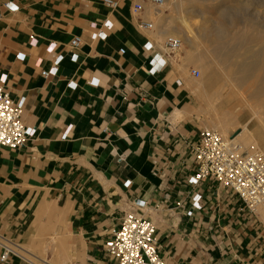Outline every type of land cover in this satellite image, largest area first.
<instances>
[{"label": "crops", "instance_id": "crops-1", "mask_svg": "<svg viewBox=\"0 0 264 264\" xmlns=\"http://www.w3.org/2000/svg\"><path fill=\"white\" fill-rule=\"evenodd\" d=\"M8 1L0 0V85L14 99L26 97L22 120L38 131L19 149L0 146V232L29 250H59L61 264H118L105 242L142 198L162 204L148 216L167 264H264V220L235 193L205 180L197 186L202 209L186 216L200 133L220 120L191 73L197 59L182 52L150 73L144 44L162 39L139 25L140 0H118L116 9L104 0H12L15 11ZM148 16L146 9L141 18ZM107 19L114 29L92 39L91 23L99 30ZM75 35L83 39L76 62ZM51 42L65 59L45 77ZM50 202L61 223L56 214L43 219ZM0 264L33 263L14 256Z\"/></svg>", "mask_w": 264, "mask_h": 264}, {"label": "built area", "instance_id": "built-area-1", "mask_svg": "<svg viewBox=\"0 0 264 264\" xmlns=\"http://www.w3.org/2000/svg\"><path fill=\"white\" fill-rule=\"evenodd\" d=\"M105 4L112 9L119 5L118 0H104ZM145 2L151 4L155 10L161 8L166 0H141L134 5V15L139 21L142 29L153 30V23L144 20L141 15L146 10ZM6 8L12 11L19 7L12 0L6 3ZM92 39L105 40L108 32L114 29V23L105 20L102 29H98L97 23H91ZM38 40L31 36L30 44L36 45ZM83 45L80 35H75L69 42L71 49V60L78 61L79 49ZM182 40L169 36L162 39L159 44L147 41L144 50L151 52L149 59V71L151 74L160 72L168 62L177 56L182 50ZM57 43L51 42L46 51L55 54L52 66L42 70L45 77L56 75L59 66L65 59L63 53H56ZM18 58L25 59L26 55L20 52ZM42 59L36 61L41 65ZM193 76L199 78L201 71L197 68L191 70ZM6 75L1 77L3 83L6 82ZM91 82H95L93 79ZM181 85V80H178ZM69 85L75 86L71 81ZM26 97L21 96L14 99L8 90L0 85V146L12 149L24 147L27 142L36 136L37 127L26 125L22 120L25 109ZM69 130V129H68ZM65 132L64 137H66ZM196 160L193 173L189 176L188 183L192 186L190 191V205L186 210V216L192 217L194 213L202 209L203 195L197 190V186L205 180H213L219 186L235 193L242 201L245 209L255 213L259 206L264 207V150L257 145H250L247 148L233 141V137L226 138L216 128L207 127L200 133L198 145L195 148ZM131 181H126L129 186ZM170 198V193H165V199ZM177 208L181 203H177ZM162 204L156 202L152 206L142 198L132 201L131 209L124 215L120 224L110 230V235L105 242L106 252L118 260V264H167L160 253L157 240L156 222L148 216L149 210H160ZM22 248L16 240L9 238L0 232V262L6 263L11 257L16 256L18 250ZM22 260H29L20 256ZM33 264H36L32 262Z\"/></svg>", "mask_w": 264, "mask_h": 264}, {"label": "rangeland", "instance_id": "rangeland-1", "mask_svg": "<svg viewBox=\"0 0 264 264\" xmlns=\"http://www.w3.org/2000/svg\"><path fill=\"white\" fill-rule=\"evenodd\" d=\"M171 1L174 0H169V2ZM145 5L147 12H150V16H148V18L154 25L153 30L151 32L156 33L161 39L173 36L182 40V50L178 52L176 59L180 57V53L182 52H185V54L191 59H197V56H199V54L196 53H203L202 57L199 60H196L197 63L194 65L195 68L201 71V76L196 79L197 84H201L202 79H204L203 68L201 66V63L210 62L212 57L214 56L208 53L206 49L207 47L212 48V43L207 39L210 34L214 37L218 34L221 35L222 38H224L227 42L228 46H235L240 44L244 45L245 43H248V47H252L254 51L259 52L258 57L248 58V61L257 60V62L264 63V0H205L204 2H202L201 0H188L186 6H184V9L182 7L181 9L178 7L176 8L177 5L174 7H169L168 0L164 4V6L157 10H155L154 7L148 2H145ZM201 13H204V15H202ZM164 16L172 19L174 24L179 27L181 26L182 17H186L189 20L193 29H195L196 33L198 31L201 34L204 33L203 28L206 25V34L208 36L199 38L196 37L194 46L191 47L190 45H188L184 38L173 34L172 32L162 35L160 25H158V19L161 20ZM211 38L212 37H209L210 40ZM228 59L234 60L237 63H240L241 61L245 60L241 57H232V55H228ZM237 67V65L234 66L235 69ZM261 71H263L261 73H264V70ZM239 86H241V88H235L230 83H226L224 79H221L214 84L213 88V90L219 94V100L225 98L228 95H233V99L226 103L225 109L236 110L237 108H243L244 110V112L239 116V121L237 120L236 127H227V130L230 133L229 137L232 136L233 138L236 133L234 129L238 128V126L246 124L251 118V111L248 109V107H243L245 106L246 102L245 100H242L243 98L241 99L240 91H244V99L245 97H247L250 99V102L252 101L255 103L256 99L250 98L249 96L251 95L254 88L258 86V83L255 80H251L248 81V83L241 82ZM262 99L263 103L260 104L256 102L261 105L259 110L262 122L257 119L251 120L248 126L252 130H254L259 125L264 124V94H262ZM228 103H230V105H228ZM219 124L213 126H215L214 128L218 129L222 133ZM240 143L245 147L248 146L244 145L245 142ZM261 148L264 150L263 146ZM43 210L44 211H42L41 214L43 219H46V221H51V219L47 217L48 213L50 216H54V214H56L55 218H53V221L55 223L62 222V216L56 213V202L47 203ZM262 211H264V207H260L258 209V213L264 220V215ZM46 221L43 222V224H47L49 222ZM53 238L54 237L49 236L48 240H53ZM54 240V242H58L56 239ZM21 245H23L27 250H29L27 245ZM29 251L35 253L36 255H38V257L34 259L28 254H22L36 264H43L41 260H47L53 264H61V262L58 260L60 256L59 250Z\"/></svg>", "mask_w": 264, "mask_h": 264}, {"label": "bare ground", "instance_id": "bare-ground-1", "mask_svg": "<svg viewBox=\"0 0 264 264\" xmlns=\"http://www.w3.org/2000/svg\"><path fill=\"white\" fill-rule=\"evenodd\" d=\"M187 1L188 0H174L169 2L168 0V5L169 7H174L177 5L176 8L178 7L181 9L182 7L184 9V6H186ZM201 1L204 2L205 0H201ZM201 14L204 15V13ZM158 22H159L158 25H160L161 28L162 35L172 32L173 34H176L184 38L185 41L188 43V45H190L191 47L194 46L196 37L199 38V37L208 36L206 34L207 32L206 25L203 28L204 33L201 34L198 31L197 34L195 32V29H193L189 20L186 17H182V22L180 26L181 28L175 25L173 20L166 16L162 17L161 20L158 19ZM209 37H212L211 40L209 39ZM207 39L212 43V48L209 47L206 48L207 52L214 56L212 57L210 62L201 63L204 74V79H202L201 81V87L206 91V92L204 91V93H206L205 95H207L208 97L210 96L212 98L210 102L211 103L210 107L214 110V113L219 117L220 120L219 126L223 135L229 138L230 133L228 132L227 127L229 126H232L233 128L236 127L237 120L239 121V116L244 112V110L243 108H237L236 110L225 109L226 104L221 100L225 99L227 103L233 99L232 98L233 95L232 96L228 95L225 98L219 100V94L214 90L212 91L210 90V92H208L209 89L208 87L214 88V84L221 79H224L226 83H230L235 88H241V86H239L241 82L248 83V81L255 80L258 83V86L254 88V90L252 91L249 97L256 99V102L261 104L263 103L262 94H264V73H261L263 72L261 70H264V63L257 62V60L248 61V58H256L258 57L259 54V52L254 51L252 47H248V43H245L244 45L240 44L235 46H228L225 39L222 38V36L219 34L215 35V37L211 36L210 34V36H208ZM196 54H199V56H197V60H199L202 57L203 53L199 52ZM228 55H232V57H241L244 58L245 60L241 61L240 63H237L234 60L228 59ZM235 65L238 66L236 69L234 68ZM240 97L241 99L243 98L242 100H245L246 102L245 106L243 107L244 108L248 107V109L251 111V118L248 120L246 124L238 126V128L234 129L236 131V135L234 136L233 141L239 144L241 148H247L250 145H257L259 147L262 146L264 147V124L259 125L254 130L250 129L248 126L251 120L253 119H257L262 122L260 110H259L261 105L256 102L255 103L252 101L250 102V99L247 97H245L244 99V91H240ZM219 104L220 107H219V111L217 112L216 105ZM223 104L225 106H221ZM240 142H245L244 145H248V146L245 147ZM260 207L263 206H259L256 209V212H258V209ZM262 212L264 215V211ZM21 246L22 248L18 250L16 256L18 257H20L21 255L24 256L22 254L24 253L30 255L34 259L38 257V255L30 252L23 245ZM41 261L43 264H53L47 260H41Z\"/></svg>", "mask_w": 264, "mask_h": 264}, {"label": "water", "instance_id": "water-1", "mask_svg": "<svg viewBox=\"0 0 264 264\" xmlns=\"http://www.w3.org/2000/svg\"><path fill=\"white\" fill-rule=\"evenodd\" d=\"M235 135H236V133H235Z\"/></svg>", "mask_w": 264, "mask_h": 264}]
</instances>
